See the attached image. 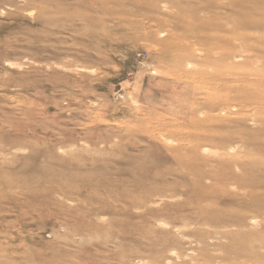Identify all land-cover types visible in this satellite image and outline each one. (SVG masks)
I'll return each mask as SVG.
<instances>
[{
    "label": "rangeland",
    "instance_id": "obj_1",
    "mask_svg": "<svg viewBox=\"0 0 264 264\" xmlns=\"http://www.w3.org/2000/svg\"><path fill=\"white\" fill-rule=\"evenodd\" d=\"M0 264H264V0H0Z\"/></svg>",
    "mask_w": 264,
    "mask_h": 264
},
{
    "label": "bare ground",
    "instance_id": "obj_2",
    "mask_svg": "<svg viewBox=\"0 0 264 264\" xmlns=\"http://www.w3.org/2000/svg\"><path fill=\"white\" fill-rule=\"evenodd\" d=\"M239 37V36H238ZM199 39V38H198ZM201 40H203V39H201ZM205 43V42H204ZM229 52H231V51H229ZM240 71V70H239ZM18 216V215H17ZM126 244V243H125ZM96 249V248H95Z\"/></svg>",
    "mask_w": 264,
    "mask_h": 264
}]
</instances>
